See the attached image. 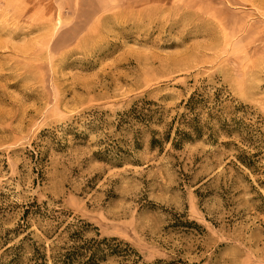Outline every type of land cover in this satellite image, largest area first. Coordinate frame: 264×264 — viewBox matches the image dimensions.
Masks as SVG:
<instances>
[{
    "label": "rangeland",
    "instance_id": "1",
    "mask_svg": "<svg viewBox=\"0 0 264 264\" xmlns=\"http://www.w3.org/2000/svg\"><path fill=\"white\" fill-rule=\"evenodd\" d=\"M264 264V0H0V264Z\"/></svg>",
    "mask_w": 264,
    "mask_h": 264
},
{
    "label": "trees",
    "instance_id": "2",
    "mask_svg": "<svg viewBox=\"0 0 264 264\" xmlns=\"http://www.w3.org/2000/svg\"><path fill=\"white\" fill-rule=\"evenodd\" d=\"M134 264H141L139 261H136ZM144 264V263H143Z\"/></svg>",
    "mask_w": 264,
    "mask_h": 264
}]
</instances>
